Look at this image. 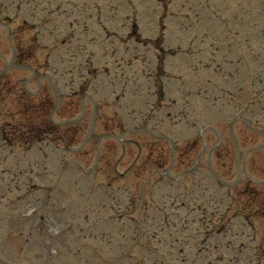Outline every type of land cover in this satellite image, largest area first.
Returning <instances> with one entry per match:
<instances>
[{
	"label": "rangeland",
	"instance_id": "1",
	"mask_svg": "<svg viewBox=\"0 0 264 264\" xmlns=\"http://www.w3.org/2000/svg\"><path fill=\"white\" fill-rule=\"evenodd\" d=\"M160 1H162L165 6H169L171 2V0ZM65 2H68L65 4L68 11L74 10L73 7L77 8L79 6H83L81 10L86 11H80L78 13L80 14V18L77 19L75 26L72 28L73 30L71 29L69 22H71L74 18L70 16L71 13L68 14V19L63 20L64 22H58L56 27H54L55 33L51 34L52 39L47 42L45 40V42H52L51 44L53 47L61 45L63 39L67 38L69 31L72 30L75 33V44L71 43L67 46V48L61 49L64 56L69 59V62L65 60V57L61 52L58 53L59 50L57 49L54 51V53H45L42 52L41 49H33V57L29 59L32 61V64L30 65H34V67L37 66L36 71H38V77L42 76L45 79L40 83L33 81L27 86L28 91H34L36 88L38 89L42 87V96H50L53 100L55 97H57L58 99H61L62 102L66 101L67 93L69 94L72 91L76 92V86L81 80H84L87 77L85 73L81 71L77 72L75 69L77 65L83 63L80 46L82 44H86L84 49L91 48L93 51H97L93 60L94 65H92V69L91 67L90 69L93 70V68H95V70L100 71L101 69L99 68L106 65L105 58L103 59L104 61H102L103 56L101 55L100 49L97 48L98 39L104 36L103 33L100 32L101 27L102 25L104 26L106 24V21H110L111 24L115 25V22L112 20L113 11L111 8L115 2L114 0H65ZM205 2L210 7V11L207 15H205V13L207 12L206 9L208 7L203 4V0H172V6L169 9L172 14V18L167 22V33L164 36L166 45H183L186 44L184 42L185 39H190L189 43L194 45L196 51L203 49L204 44L210 43V37L208 32L204 31V27L212 22L221 23V21H229L230 19L224 14H229L233 9L237 10V18L236 20L233 19L232 21L239 22V19L241 20L242 30L240 33L243 34V38L250 40L251 38H254V35L256 34V36L258 35L257 38L259 39V42H264V16L261 17V14H264V0H205ZM251 2L253 4L252 8L254 9L246 8V6L250 5ZM57 3L58 0H54L51 4L55 5ZM89 3H91V6ZM221 3L226 4L224 5L226 7L224 11L222 9L220 10ZM131 6L132 12H136L132 18L140 19V29L142 35L146 38L150 37L154 33V31L152 32L154 22L156 21L157 16L161 13V5H159L155 0H131ZM242 8H245L246 15H244V13L242 14ZM124 9H126V6ZM247 12H250L251 14H248ZM23 14H19V17L22 18ZM117 24H119V21ZM211 28L212 34L215 35L216 38L222 37L219 26L215 27V25H212ZM40 31L41 29L39 28V34L41 33ZM49 33L50 32L43 31L42 38L44 39V37L49 36ZM28 37H31V33L29 32ZM93 38H95V42H93ZM76 39H78V41ZM122 40L126 39L123 38ZM1 41L7 44V38L5 34L1 36ZM261 48L262 47L260 46V50ZM0 52L5 53L8 56V52H6V50L0 49ZM151 54V52L147 53V57L151 56ZM243 55H246V60L249 61V57L252 56L250 48L245 46ZM49 56L51 57V63L48 67L50 69V74H45V71L42 73L39 72L38 68L42 64L43 60H47ZM56 56H60L62 60L59 61ZM177 65H180V62L177 63ZM2 66L3 64H1L0 60V67ZM148 67H150L149 64ZM248 67L249 69H252L250 63H248ZM10 69V73L8 72L9 80H11L12 83L15 82V86L13 87L12 85L11 90L16 93L19 90V80L31 75L27 71H22L19 66H12ZM56 70H60L61 77L60 75H57ZM151 70L152 68L148 71ZM260 70L261 73L258 89L256 90L257 93L254 95L253 99L250 93H245V101H243L241 111L237 110L236 108L234 109L232 107H227L224 104V100H221V102H223L221 106L212 103H206L205 101L200 105L199 102L196 101L195 106L197 108H195V112L193 109L194 115L192 116V120L197 128L201 124H205V126L209 125L217 129L218 132H221V141H226L225 145H222V147L220 146L223 149L220 150L219 158L213 159L209 155V152L215 149L219 142L217 141V136H214L213 133L209 132L208 130H204V141L203 145L200 147L201 152H199L201 155V165H205L209 171L211 170L214 172L217 179H221L219 182H221L223 185H219V183L216 182L218 180H216V178L213 176H202V173L197 171V174L195 173L193 176H189V174V177H185L181 182H179V186L186 184L187 186L181 187H186L190 190L195 189L196 186H194V183L198 181V179L203 178V181L206 180L211 182L212 186H210L207 191L210 189L209 193L214 194L213 198L218 201L221 200L219 202V206L214 207V209L219 210V213H223L224 218H232V220H234L237 224H239L238 222L241 219V215L251 218L252 224L257 228L258 231L257 239L260 243H262V236H264V222L259 221L254 217L259 216L258 210L260 209L257 206H260L264 199V137L256 136L255 133V131L258 129L264 131V50L262 51V54H260ZM248 72V70H241L239 72V83L247 84V81H249L248 84H250V80H248L246 77ZM49 75L50 80L56 79L57 84H60L59 81L63 80V78L67 76L68 82H65V86H62L58 93L54 92L50 87L48 88L50 82H47L46 78H48ZM130 75H133V77L129 79ZM124 76L127 77L129 81H132V78L134 81V78L140 76V69L138 70V67L136 68V62L134 60L131 63L130 70H128L127 74ZM93 77L94 76L92 74V77H89V80H85V88H88L89 92L93 94L91 98L94 100V102H97L102 98H107L111 104L114 97V95L109 92L111 89H113L110 83L111 78H106L103 73H101V75L99 74L96 78ZM211 78H214V76H211ZM61 84L63 85V83ZM166 88L169 89V87ZM128 92L129 89L126 90V93ZM139 95V93H133V95L131 94L130 100L127 99L124 101V104L126 105L129 102H137L136 97ZM167 96L168 98H171L173 94L168 93ZM25 97H28L29 100L34 101L35 96L28 95ZM77 98L78 96L76 95H69V100L75 104L77 103ZM209 101L212 102V98H210ZM91 104L92 100L90 98H86L84 105L85 107L83 108L86 109V106ZM202 105H207L208 107L211 105L212 108L210 110L205 109L204 111L201 107ZM224 107L227 108V110L223 114ZM76 109H70L71 118H77L79 116L80 109ZM103 112L104 114L101 116L104 117L106 115L109 118V120L103 124V126L106 128V134L109 136H115V139H109L108 141L101 137V134L105 132L104 127L101 125V122L93 121V109L92 107H88L83 118L85 121L80 118L79 122L74 126V129L80 133H83L84 129L86 127L88 128L89 126L87 129V133H89V135L84 141L82 148H80L75 142L67 144L64 143L63 139L59 140L55 137H51V144L43 141L41 144H36L38 147L36 145L33 146V148L30 150L32 152L25 153V151H22L21 148L15 147V143L12 144L11 142H6L7 144H12L14 148H12L11 151L7 150L4 152L1 155L2 157L0 156V181L3 182L0 183V264H2V262H8L10 264H31L32 262H35L34 264H45L43 263V259H46L45 255L40 259L33 258L34 254H37L36 256H40V253H42V249H37L41 244L38 237H32L31 240L33 244H31V246H24L26 245L24 244V240H19L14 232H11V229H9L11 227L10 224L1 225V223L4 224L5 220L11 219L9 217L10 212L12 214L21 212V204L19 203L21 197V192L19 191L20 186H22L24 193L27 189H31L34 186L36 189L35 196H41L43 198L42 200L46 202L45 204H42L41 200V202L39 201L38 204L40 208L38 212L41 214V218L34 217L35 215L38 216L37 209L35 206H30L35 208L31 209L32 213L34 210L35 212L33 214L31 213V215L26 213V217L33 221L37 220L39 223L31 224L27 222V219H25L23 225H25L27 222V225L30 226L29 229H32L33 226L40 228H46L49 226L48 222H46L47 226L44 227V225H46L45 221L40 220L48 219L49 217L48 213L50 212V207L47 205H51L52 213L54 215L50 216V219L55 220L54 224L59 227V230H64L63 228L67 223L74 224L73 220L76 221V224L74 225H77L75 228L78 232L77 235L74 236L70 235V233L66 234L61 232L59 236L54 239L55 244H58L56 245L58 248V254L53 255L52 258L48 257V260L45 261L46 264H90L93 261V257H103L105 260H108L109 253H113L109 252L110 248L105 250L102 248V245H99L100 243L98 234L106 231L110 232V223H106L107 225L103 224L99 228V224L97 225L96 222H94V210L98 209L100 199H104L103 195L99 192L105 187H109L107 186L108 183L105 182L108 181V176L104 174L107 172L110 174V177L113 180H116L118 177L115 178L112 174H114L116 171H123L127 166L128 161H130V159L126 157L125 163L123 162L122 164L121 159L120 164L122 165H116V161L121 155L120 149L122 145L119 141L134 139L140 142H149L151 138L149 134L144 131L146 129H144L142 125H136L137 127L139 126L141 128L134 131L132 128H130V132H126L125 135L122 136L121 132L119 131V127L124 125V118H122V114H124L123 105L121 106L115 104L112 106V108ZM114 112L116 114L112 116ZM239 112H242L245 117L250 116L249 118L253 120L254 123L253 124L251 121H249L245 122V125L241 123L236 125V128H238L240 131H237V133L240 140L238 144L242 148L241 152H239L237 149L238 144L235 142L232 128L226 127V125L229 126V124L224 121V116L228 119L233 118L235 115L239 114ZM83 115L84 112H82L81 116ZM222 117L224 119L223 122L220 121ZM57 118H54L55 121ZM47 119L48 118H46V116L41 118L35 117L32 119V123L36 124L37 126L40 124V126L43 127V125L47 123ZM58 120L60 119L58 118ZM233 120L230 122L232 123ZM49 122H51V119H49ZM149 124L151 126L148 127L153 130L152 123ZM251 126L255 129V131L250 128ZM65 128H67V126L61 125L54 131L57 133L61 130L64 131ZM46 130H49L48 126L46 127ZM206 135H209L211 139L206 137ZM34 136L37 138L41 137V133H37ZM38 140L41 141L40 138ZM20 146L25 149L23 145ZM42 146L44 147L42 148ZM55 146L59 147L55 148ZM84 147L85 150L83 149ZM43 149H47V154L45 155V153H43L45 156L39 155L40 152H43ZM55 149L56 151L61 149L70 150V153L67 154L63 152V154L61 153L59 155L56 153ZM80 149H83V151ZM96 149H104L100 162L94 167L97 172L94 175L84 176V178L81 179V176L84 172V164L82 163L92 166L95 162ZM74 162L77 163L78 166L71 165ZM158 165L159 163L154 161V155L146 152L144 157L142 186L143 189L147 190L146 195L149 194L150 196L151 193H155V191L159 189L157 186L159 183L168 184L170 182L172 172L165 176H161ZM206 167L200 166L199 168L202 169ZM165 169L168 170V165H166ZM190 178H193L194 180L192 181ZM102 181L105 182L104 184L106 186H102ZM122 183L123 182L120 179L116 182L115 186H110V188L115 191L117 186L126 185H122ZM224 183L226 184L224 185ZM163 187V197L165 198L166 194L164 189L166 186ZM178 190L183 189L181 188ZM98 194L100 199L97 197ZM124 198L125 195L123 192H116V200H118L119 203L124 204ZM149 202L151 201L149 200ZM103 205H107L106 200L104 201ZM65 208L68 209L69 214L67 211L63 212L65 211ZM226 210H229L227 215L224 213ZM92 215L93 217H91ZM55 216H57V218ZM77 217H79V219ZM254 220H257L258 222L254 223ZM214 221L217 220L214 219ZM50 223L55 227V225L52 224L53 221ZM252 224L250 227L253 229ZM20 227L21 230H24L27 226L25 225V227ZM140 227L141 225H139V238L140 230H145V228L140 229ZM80 228L88 229H86V232L84 231L85 233L82 235L83 230H80ZM117 228H121L120 225L117 226ZM122 230L114 234V239L111 241L112 249L115 248L114 244L117 242L125 244L126 233L124 232V229ZM113 231L114 230H112L111 233H113ZM29 232H31V230ZM44 232H46V230H44ZM130 232L132 233V231ZM56 234L57 233H55V235ZM47 235L45 233L43 238H46ZM85 237L89 246H86V248L81 246L82 248L80 249L79 246L85 240ZM65 239L66 241L64 242ZM105 242L108 243L107 240H105ZM65 245H70L68 248L69 250ZM21 247H23V250H20ZM115 253L116 252H114V254ZM261 254L264 255V253Z\"/></svg>",
	"mask_w": 264,
	"mask_h": 264
}]
</instances>
